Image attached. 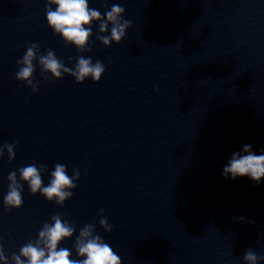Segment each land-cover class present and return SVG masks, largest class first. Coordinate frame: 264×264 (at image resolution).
<instances>
[{"label":"water","instance_id":"water-1","mask_svg":"<svg viewBox=\"0 0 264 264\" xmlns=\"http://www.w3.org/2000/svg\"><path fill=\"white\" fill-rule=\"evenodd\" d=\"M112 4L132 22L125 38L102 45L95 22L91 51L81 53L48 27L46 0H0V145L18 142L11 162L6 152L0 159L9 264L56 214L76 226L60 245L73 259L87 224L122 264H245L248 249L264 256V179L222 175L244 145L264 154V0H89L102 15ZM32 43L65 66L82 55L105 72L99 82L44 80L34 61L33 92L15 77ZM32 163L47 165L44 185L57 163L70 176L79 169L72 197L61 207L24 184L23 206L6 210L8 174L19 178Z\"/></svg>","mask_w":264,"mask_h":264},{"label":"clouds","instance_id":"clouds-1","mask_svg":"<svg viewBox=\"0 0 264 264\" xmlns=\"http://www.w3.org/2000/svg\"><path fill=\"white\" fill-rule=\"evenodd\" d=\"M100 3L106 7L108 0H100ZM45 11L48 27L54 34L62 37L66 45H74L81 53L91 51L92 25L95 22H98L96 39L106 47L111 46L113 42L120 44L125 38L126 30L132 25L130 20L123 18L125 8L120 4H112L110 10L102 15L98 9L89 6V0H46ZM39 51V44L27 45L25 54L17 61L18 70L15 73L16 79L26 83L33 92L39 88V82L34 83L33 80L36 69L34 61H38L41 77L44 80L49 78L48 74L56 80L62 79L64 74H67L74 77L78 84L88 78L93 82H99L105 72V65L99 60L93 63L91 57L85 58L81 55L77 58L74 67H68L52 50H47L45 55H38ZM16 143L18 142L0 145V159L6 152L11 162L15 158ZM242 152L244 154L241 152L232 154L223 168L222 175L226 179L233 180L247 177L259 184L264 179V154H254L251 145H244ZM47 171L46 164L32 163L18 169L19 178L16 171L10 172L8 191L3 198L5 209L11 211L23 206L24 184L28 185L32 195L39 193L49 202L55 201L62 207L65 201L72 197V190L77 187L76 181L80 179V171L73 169L70 176L66 165L57 163L50 173L48 184L44 185L43 174ZM103 212L104 210L100 209L99 225L106 233H110L113 226L103 216ZM75 232V224L62 219L60 214L53 215L51 223L43 224L35 241H28L19 249L18 254L15 252L11 254L12 264H122L121 257L100 235L96 234L95 226L92 224H87L79 230L73 245L77 258L73 259L72 251L60 245L63 241L72 238ZM243 259L245 264H258L259 261L264 260V256H258L254 250L248 249ZM0 264H9L2 238H0Z\"/></svg>","mask_w":264,"mask_h":264}]
</instances>
